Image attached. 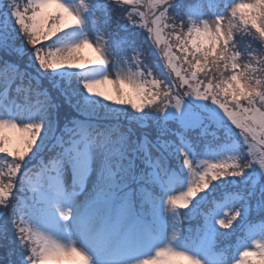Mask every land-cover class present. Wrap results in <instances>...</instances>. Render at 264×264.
<instances>
[{
	"label": "snow or ice",
	"instance_id": "6c2138e0",
	"mask_svg": "<svg viewBox=\"0 0 264 264\" xmlns=\"http://www.w3.org/2000/svg\"><path fill=\"white\" fill-rule=\"evenodd\" d=\"M0 264H264V0H0Z\"/></svg>",
	"mask_w": 264,
	"mask_h": 264
},
{
	"label": "rangeland",
	"instance_id": "374dc122",
	"mask_svg": "<svg viewBox=\"0 0 264 264\" xmlns=\"http://www.w3.org/2000/svg\"><path fill=\"white\" fill-rule=\"evenodd\" d=\"M24 0H21V3L23 4ZM81 54L85 57V58H93L95 56V53L91 50V49H83L81 51ZM114 78V76H113ZM113 85L111 84H104V85H100L99 86V90L105 91L107 94L109 95H114L113 93Z\"/></svg>",
	"mask_w": 264,
	"mask_h": 264
}]
</instances>
